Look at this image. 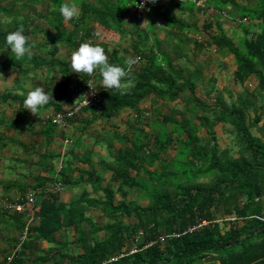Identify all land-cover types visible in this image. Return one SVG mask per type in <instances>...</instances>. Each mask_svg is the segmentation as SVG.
Returning <instances> with one entry per match:
<instances>
[{"label":"trees","instance_id":"1","mask_svg":"<svg viewBox=\"0 0 264 264\" xmlns=\"http://www.w3.org/2000/svg\"><path fill=\"white\" fill-rule=\"evenodd\" d=\"M15 1H28L31 8L46 0ZM51 1L56 5L52 13L55 24L62 25L59 6L63 0ZM131 1L119 8L112 5L110 10L115 16L127 17ZM245 1L246 6L237 0H205L200 10L226 12L239 22L246 19L250 26L240 24L244 36L238 43L227 35L222 16L217 14H210L212 22L203 30H193L202 38L201 42L194 41L195 54L215 48L224 57L233 55L236 84L244 87L250 81L257 82L256 88H244L231 104L221 96L208 103L215 80L206 82L203 65L192 60L194 67L190 68L182 51H163L159 43L148 46L146 32L140 45L132 48L131 57L139 58L132 68L117 58L118 52L109 54L106 50L109 62L123 66L129 75L122 89L107 90L99 71L91 74L99 108H85L79 114L90 111V125L97 120L110 122L124 111L133 116L125 121L124 130L110 124L111 131L96 135L95 147H105L110 161L101 159L95 165L90 151L88 181L93 193L84 192L81 202L67 207L58 202V193L51 192L42 200L28 237L10 264H29L28 252L32 253L42 240L56 243L55 236L63 229H73L75 240L70 245L78 249L77 253L66 242L56 243L48 257L37 262L60 256L70 264H264V0ZM5 2L0 0V4ZM0 9L8 11V7ZM100 19L112 29L110 22L102 16ZM169 22L174 29L184 28L177 20ZM255 22L261 24L260 33L248 38ZM50 24L55 26L53 21ZM12 27L0 22V50L6 49V35L18 29ZM62 33L59 39H63ZM75 39L72 35L66 41L77 50L80 44ZM30 61L35 68L40 67L34 58ZM21 65L16 59H0V71ZM200 87L208 89L205 100L198 96ZM11 97L10 93L1 96L3 100ZM147 101H151L150 108H142ZM79 114L68 123H74ZM219 124L231 126L239 158L221 150L214 131ZM54 126L50 121L53 133ZM253 129L261 136L254 135ZM202 133L207 135L202 137ZM171 149L176 155L168 160ZM65 156L59 177L46 181H56L54 185L62 187L73 185L68 180ZM109 172V185L102 188ZM118 195L121 201L116 203ZM89 211L102 212L110 222L98 223L88 216ZM125 217L135 222L126 224ZM25 226L26 222L20 223V237ZM9 256L0 264H7Z\"/></svg>","mask_w":264,"mask_h":264},{"label":"crops","instance_id":"2","mask_svg":"<svg viewBox=\"0 0 264 264\" xmlns=\"http://www.w3.org/2000/svg\"><path fill=\"white\" fill-rule=\"evenodd\" d=\"M204 1L155 0L143 20H138L132 7L127 17L115 16L110 10L112 5L119 8L123 3H132L131 0H78L81 11L79 18L71 21L63 19L62 25L55 24L52 13L56 11V5L51 0L31 8L28 1L7 0L0 4V7H8L7 12L0 9V22L5 26L13 25L12 29L23 25V34L28 37L32 48L31 58L40 65L37 69L27 56L17 59L14 53H10V49L0 50V59L12 58L22 63L21 67L0 71V260L8 257L15 249L21 236L20 223L28 220V211L13 214L6 210V206L31 193L35 194L39 207L51 192L58 193V202L67 207L81 202L84 192L93 193V186L88 181L90 161L87 158L90 159V151H93L91 157L95 165L101 159L110 161L105 147H95L96 135L111 131L110 124L118 125L122 131L125 121L133 116L132 112L124 111L110 122L97 120L90 125L93 115L89 111L79 114L74 123L54 126V133L51 131L52 117L58 112L69 110L82 100L86 95V83L91 80L90 74L72 72L71 55L76 50L66 39L75 35L78 45L84 42L97 44L109 54L110 51L118 52L117 58L124 59L125 62V59L132 56V48L140 45L142 33L146 32L149 36L148 46L153 47L159 43L163 51H182L181 54L189 59L190 68L194 67L192 60H195V65H203L206 80L212 78L207 75L212 67L220 72L223 67L228 68L234 80L237 64L233 55L224 57L215 48L204 49L195 54L194 41L201 42L202 38L193 34V30H203L212 22L210 14H217L212 10L201 13ZM237 2L244 6L248 4L245 0ZM95 10H99L96 13L110 22L112 29L106 27L107 24L100 16H95ZM101 10H105L104 13ZM219 15L222 16V27L227 35L238 43L244 36L240 24L249 27L250 23L246 19L240 22L232 20L226 12H220L217 16ZM169 20L183 23V30L171 27ZM260 25L259 22L253 24L248 38L260 33ZM62 32L65 33L63 39H59ZM97 33L101 36L98 37ZM37 86L44 87L50 95L53 93V99L38 114H34L24 108L23 101L27 93ZM256 86L257 82L250 81L244 88L250 90ZM8 93L12 97L3 100L1 96ZM150 106L151 101H147L141 107L148 109ZM125 115L127 118L123 119ZM66 140L70 141L67 146L70 153L65 156L62 152ZM62 156H65L68 166V180L73 185H65L60 190L57 187L59 185H54L56 181L46 180L59 177ZM111 177V172L105 174L102 188L108 187ZM92 214L93 211H89L88 216L93 218ZM74 236L73 229H63L56 234L55 240L56 243H68V248L77 253L78 249L70 245L75 240ZM56 243L40 241L32 253L28 252L29 264H70L60 256L46 263L37 262L39 258H47V252L56 247Z\"/></svg>","mask_w":264,"mask_h":264},{"label":"clouds","instance_id":"3","mask_svg":"<svg viewBox=\"0 0 264 264\" xmlns=\"http://www.w3.org/2000/svg\"><path fill=\"white\" fill-rule=\"evenodd\" d=\"M147 2V0H146ZM154 3L155 0H152ZM140 8L144 7V3L138 5ZM59 12L65 21H71L74 18L78 19L81 11L78 0H64L59 6ZM23 25L19 26L17 30L9 32L5 37L6 50L10 49V53H14L17 59L27 56L32 57V48L28 43V37L23 34ZM97 36H101L97 33ZM72 72L93 74L99 71L102 77V85L104 89L120 90L123 87V81L129 75V71L123 66L112 64L109 62L105 49L97 44L84 42L79 45L76 51L71 55ZM136 58L128 57L125 61L127 65L135 64ZM91 82H87L90 86ZM86 90V89H85ZM86 92V91H85ZM53 99V93L50 95L45 88L37 86L31 89L24 101V108L29 109L32 113L38 114L39 110L49 104Z\"/></svg>","mask_w":264,"mask_h":264},{"label":"built area","instance_id":"4","mask_svg":"<svg viewBox=\"0 0 264 264\" xmlns=\"http://www.w3.org/2000/svg\"><path fill=\"white\" fill-rule=\"evenodd\" d=\"M140 3H144V7L140 8L138 5ZM153 4L152 0H133L132 8L135 13V16L138 20H143L146 13L150 11L151 5ZM136 63L129 65V68H132L134 65H137L139 63V58H136ZM88 82L90 83V86L86 84V95L85 97L74 104L73 107H71L69 110L65 112H58L56 113L52 119L51 122L56 126H66L68 124V120L74 118L77 114H79L83 109L89 108V109H97L99 108V96L96 89V85L93 82V80H90ZM70 141L66 140L64 145V150L62 154L64 155L67 152V146H69ZM58 189L62 190V186H58ZM6 210L9 213H16V214H22L28 211V220L26 222L25 229L23 230V235L19 239V244L13 251V254H11L7 260V264H10L12 260L14 259L15 253H17L22 246V244L26 241L28 234L30 232V228L32 227V224L36 220V215L40 211V207L38 206L36 202V197L34 193L28 194L18 202L14 204H8L6 206Z\"/></svg>","mask_w":264,"mask_h":264},{"label":"rangeland","instance_id":"5","mask_svg":"<svg viewBox=\"0 0 264 264\" xmlns=\"http://www.w3.org/2000/svg\"><path fill=\"white\" fill-rule=\"evenodd\" d=\"M221 72H222V74H221ZM221 72L219 69L214 70V67H212L211 72L207 73L208 76L209 75L212 76L211 80H215L214 92L211 94V99L207 100L208 103L212 102L213 97L221 96L227 104H231L232 101L236 100L237 94L242 92V90L244 89V87L242 85H240V84L238 85L235 83V81L233 80L231 70L223 67ZM208 78H210V77H208ZM211 80H206V82H209ZM207 92H208L207 88H201V87L198 88V96L201 99H204V100L207 99ZM171 106H175L177 108H182V106L179 104H176V105L172 104ZM166 110L167 109H165V111ZM122 118L126 119L127 115H125ZM123 128H124V126H123ZM123 128H121V130H123ZM214 131L216 133L217 141L219 143L221 150H228L230 155L234 156L235 158H239L240 157V149L238 147V144L236 143L235 135L232 134L231 126L219 124V125L214 127ZM252 133L254 135L259 136V137L261 136L260 132L257 129H253ZM206 135H207L206 133L201 134L202 137H205ZM175 155H176V151L174 149H171L169 151V155L167 157L168 160H172L175 157ZM119 201H121L120 195H118L116 197V203H118ZM92 215H93V219L100 224H106V223L110 222L109 219L102 217V213L100 211H93ZM123 220L126 222V224H131V223L135 222L134 219L128 218V217H125V219H123ZM223 226H225V225H223Z\"/></svg>","mask_w":264,"mask_h":264}]
</instances>
